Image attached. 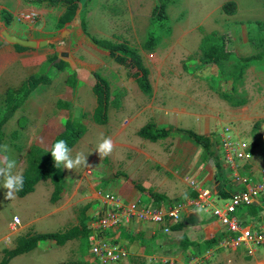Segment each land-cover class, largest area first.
I'll return each mask as SVG.
<instances>
[{
  "label": "crops",
  "instance_id": "1",
  "mask_svg": "<svg viewBox=\"0 0 264 264\" xmlns=\"http://www.w3.org/2000/svg\"><path fill=\"white\" fill-rule=\"evenodd\" d=\"M104 1L107 0L86 1V9L82 12L88 28L85 32L81 14L80 21L56 28L57 21L65 10L62 3L37 5L25 0H0V116L6 106L8 88L19 87L32 75L46 73L51 78V83L38 86L3 126L0 158L7 155L15 160L14 173L23 174L31 148L38 146L49 150L66 121L70 118L79 119L84 112L89 123L88 130L71 149V155L75 156L79 148L84 150L88 167L100 159L111 160L117 167L121 165L124 174L119 170L115 171L119 183L116 190L121 192L127 202L134 201L148 207L179 203L184 206L182 219L179 221L168 220L166 224L160 225L134 219L129 224L122 222L116 226L110 238L126 249L128 256L111 264H192L197 260L201 264H264V245L257 247L254 255H249L245 246L236 249L223 247L222 241L227 232L220 221L211 209L197 212L199 207L193 203L198 199L201 189H209L217 198V204L222 205L233 195L249 191L263 178L264 57L254 61L236 84L232 77L235 64L232 59L217 64H202L201 70H197L196 74L186 71L173 73L168 63L162 61L155 75L154 69L157 68H153L148 61L150 51L143 48L144 41L140 42L132 37L138 36L137 24L142 21L135 18L133 23L131 18L129 23L132 25V33L120 34L118 27L111 28L112 24L117 23V16L110 17L101 10V3ZM111 1L118 3L122 0ZM234 1L238 11L240 5L238 1ZM259 8L264 9V6ZM250 10L254 12L253 8ZM4 11L13 15L8 25L3 18ZM33 12L39 14L36 20L20 19L22 13ZM261 19L258 21L264 22V16ZM108 30H111V34ZM4 31L38 43L46 40L48 44L21 51L17 49L18 44L5 39ZM232 35L230 47H233L234 53L239 57L260 52L261 49L250 36H262L264 31L257 27L251 28L244 42L250 52L245 53L243 49L236 47V38L233 33ZM118 36L139 50L150 69L153 88L151 95L142 91L140 93L136 82L125 78L124 67L110 56L108 49L93 39L116 41ZM182 39L181 36L177 44L168 42L166 46L169 48L163 51V55L170 57L179 53L178 50L182 49L184 43ZM66 46L70 54L69 61L62 60L65 65L59 69L55 64L59 63V55ZM158 49H161L159 44L154 51ZM55 54L57 59L49 62V58ZM225 63H228V70L222 68ZM73 72L77 73L76 87L66 82ZM94 72H100L106 77L112 90L120 88L119 84L126 87L121 107L109 108V120L106 124L95 123L93 119L97 106L93 93ZM62 102H67L70 106L59 107ZM238 102L244 103L236 106ZM20 119L26 120L24 128L19 127ZM150 122L159 128L171 129L170 135L157 141L141 137L139 130ZM228 128L235 140L247 143L251 159L241 160L234 156L229 158L224 142V133ZM16 130L18 136L13 137L12 133ZM183 130L210 137V149L207 151ZM106 138H111L114 149L110 155L100 157L96 150ZM4 145L8 146L7 153L2 152ZM80 167L83 172L87 170L83 165ZM64 172L65 189L57 202L51 201L54 191L51 180L40 181L34 192L25 197L15 195L12 200L5 199L0 190V211L12 208L20 211L14 215L12 224L5 232L0 230V263L3 250L13 249L19 236L39 232L37 226L64 227L66 216L72 210L71 199L63 200L71 187L70 173L65 168ZM120 176L126 179L123 184H120ZM1 182L3 184L2 179ZM136 184L143 186L144 190H139ZM41 185L43 187L40 189ZM155 193L163 197L153 198ZM45 195L49 197V203L44 201ZM100 200L103 205L102 195ZM86 215L88 216L87 213ZM236 216L244 226L255 231L262 229L264 197L255 198L252 204L240 205ZM16 217L19 218V224L15 222ZM93 223L88 217L90 231L81 238L80 241H84L78 253L74 249L75 240L64 245L44 240L32 251L13 258L9 264H62L61 257L67 253H70L68 258H71V264H101L92 253V247L87 244L89 234L93 233ZM166 227H170V232H165ZM48 232L61 231L46 230L39 233ZM1 242L6 244L1 245Z\"/></svg>",
  "mask_w": 264,
  "mask_h": 264
},
{
  "label": "trees",
  "instance_id": "2",
  "mask_svg": "<svg viewBox=\"0 0 264 264\" xmlns=\"http://www.w3.org/2000/svg\"><path fill=\"white\" fill-rule=\"evenodd\" d=\"M29 4L42 5L48 3L50 5H57L62 3L65 7L63 14L59 17L56 28L60 29L66 24L73 22L77 14H81L82 25L85 32L88 31L87 22L82 12L86 9L87 0H25ZM166 1V0H165ZM170 0H167L169 2ZM162 5H157L154 13L153 22H159L160 28H166L168 14L166 12V2ZM223 11L229 15L234 14L237 11V3L234 0L227 1L223 5ZM3 18L5 23L10 24L13 19V15L9 11L3 12ZM257 28L264 31V22L258 21L256 23ZM172 30L169 31V34ZM250 38L256 43L257 47L261 50L258 54L239 57L234 53L233 48L230 44L233 42V35L231 32L219 34L216 31L206 34L200 45L201 50V61L202 64L206 63H220L223 60H234V72L233 76L235 84L240 81L254 61L264 57V35L253 36ZM96 43L103 46L110 51V56L126 70V77L135 81L142 92L145 94H152L153 88L150 79V69L145 64L142 55L139 50L132 47L127 41L122 40L118 36V40H99L93 38ZM159 41L153 35H150L148 40L143 44V48L147 51L153 52ZM18 50H27V47L18 45ZM57 59V55H53L49 58V62H53ZM65 62L61 61L56 63L55 66L59 69L63 67ZM95 84L93 86V93L96 97L97 106L94 111L93 119L95 123L106 124L109 120L108 110L110 107L120 108L122 105L123 97L126 92L122 89L112 90L111 85L106 77L100 72H94ZM228 81V79H226ZM72 87L77 86V73L73 72L67 77L66 81ZM51 83V78L46 74L32 75L26 78L22 84L17 88H8L6 92V106L2 115L0 116V139L4 136L3 126L5 123L13 117L15 112L23 106V104L30 97L32 92L41 84ZM225 96V95H224ZM244 102H238L235 105L243 104ZM69 107L70 104L67 102L59 103V107ZM86 113L81 114V118L73 119L70 118L66 121L63 130L56 136L53 144L58 140H65L70 149L83 138L88 130V121L85 119ZM26 120H19V127L24 128ZM184 133L191 136L195 141L202 145L207 151L210 149L211 139L208 136L200 135L191 130H183ZM171 129L159 128L154 123L150 122L144 125L138 132V134L151 141H157L161 138H166L170 135ZM13 137L18 136V130L12 133ZM53 146V145H52ZM51 149L45 150L38 146H33L28 154L27 168L24 171V187L23 190L16 193L18 197H25L28 194L35 191L37 184L42 180H51L54 185V191L51 196L52 202H57L61 199L65 187V172L64 166L61 165L59 168L55 166L54 160L51 156ZM124 174V173H123ZM139 190H144V187L136 184ZM152 194V193H151ZM153 198L163 197L158 194H153ZM161 206V205H159ZM254 206V205H252ZM88 216L86 211L83 210L80 215V223L69 228L63 232H29L25 235L18 237L16 246L13 249H4L3 258L0 264H9V262L18 255L28 253L35 249L40 241L53 240L57 245H64L70 240H77L86 236L90 229L87 224ZM177 228V227H174Z\"/></svg>",
  "mask_w": 264,
  "mask_h": 264
},
{
  "label": "rangeland",
  "instance_id": "3",
  "mask_svg": "<svg viewBox=\"0 0 264 264\" xmlns=\"http://www.w3.org/2000/svg\"><path fill=\"white\" fill-rule=\"evenodd\" d=\"M227 1L230 0H170L169 2H167V0H122L118 3L107 0L101 3V10L110 17L117 16V23L112 24L111 28L118 27L120 34H131L132 25L129 23L130 19L133 18L134 23L135 18H139L142 22L137 24L136 33H138V36L136 35L135 37L133 35L132 37H134V40L138 39L140 42H145L150 35H153V37L159 41L161 49L152 53H150L151 51L148 52V61L153 68H157L154 69L155 75L162 61L168 63L173 73L186 71L196 74V71L202 68L200 42L206 34L212 31L216 30L219 34H224L228 31L231 32V34L233 33L236 38V47L243 49L244 53L250 52V48H248L244 42L251 28H256L257 21L262 20L261 17L264 16V9L259 8L264 6V0H236L240 7L237 12L231 15L225 13L222 9ZM163 2L167 4L166 12L169 19L166 28H160L158 25L159 22L158 24L153 22L154 11L157 5L160 6L164 4ZM251 8L254 9V12L250 10ZM92 12L94 11L92 10ZM170 30H172V34H169ZM108 33L111 34V30H108ZM181 36L183 37L182 41L184 43L182 49L178 50L179 53H175L170 57L163 55V51L165 52L169 48L166 46L167 43L177 44ZM231 48L233 47L231 46ZM246 48L248 49L246 50ZM222 65L224 70H228V63ZM118 87L122 88V90L126 88L120 84ZM136 87L139 89L138 86ZM139 92L142 93L140 89ZM78 153L84 154V150L78 148L75 156ZM75 156L72 155L73 158H75ZM85 169H83L85 170L84 172L81 171V167L72 170L66 169L71 176V187L68 192H66L63 200L71 199L70 204H72V210L66 216L64 227L37 226L36 228L39 232H46V230L66 231L80 223V215L83 210L86 211L89 219L95 221L106 211L104 202L102 205L100 200L101 195L103 196L105 193L111 192L112 194L121 196V192L116 190L119 183L116 179L117 177H115V171L119 170V172L123 173L121 165L117 167L115 162L111 160L102 161L100 159L99 162L96 161ZM120 177L122 179V183L120 182V184H123L126 179H124L123 176ZM2 185L1 182L0 190L2 194L5 195L7 189L3 188ZM42 187L43 185L39 188L41 189ZM72 194H74V196ZM43 198L46 203H49V197L45 195ZM121 198L124 199L123 196H121ZM40 199H42V197H40ZM17 211H19L17 208H12V210H6L5 212L2 210L0 211V213H2L0 215V230L6 231L12 224L13 217L17 214ZM90 237H92V233L89 234V240L87 242V244L92 247L93 243ZM80 240L81 238L74 241L75 252L81 251L82 249L84 240ZM5 241L8 242L7 239ZM6 242H1V245H5ZM86 249L88 250V247ZM69 254L70 253H67L65 256L61 257L62 264H71V258H68ZM80 256H82L81 252ZM79 258L81 259L82 257ZM77 264L83 263L78 262Z\"/></svg>",
  "mask_w": 264,
  "mask_h": 264
},
{
  "label": "built area",
  "instance_id": "4",
  "mask_svg": "<svg viewBox=\"0 0 264 264\" xmlns=\"http://www.w3.org/2000/svg\"><path fill=\"white\" fill-rule=\"evenodd\" d=\"M39 17L37 13H22L20 19L34 21ZM224 142L229 158L234 156L241 160H249L252 154L248 151L247 143L237 141L233 138L230 128L224 133ZM106 211L100 215L92 225V253L99 259L101 264H111L124 260L128 256V251L115 243L110 238L112 230L124 222L131 223L134 219L155 224H166L168 220L179 221L182 219L183 204L161 205V206H141L137 202H127L120 196L106 193L103 195ZM264 197V175L261 181L253 186L249 191H242L233 195L222 205L217 204V198L209 189H201L196 201H193L201 209H211L213 215L220 221L227 236L222 241L225 248L236 249L241 246L247 248L249 255H254L257 247L264 245V227L260 230H252L250 227L240 223L236 216L237 208L242 205L252 204L255 198ZM19 224V218H15ZM165 232H170V227L165 228ZM192 264H201L195 261Z\"/></svg>",
  "mask_w": 264,
  "mask_h": 264
},
{
  "label": "clouds",
  "instance_id": "5",
  "mask_svg": "<svg viewBox=\"0 0 264 264\" xmlns=\"http://www.w3.org/2000/svg\"><path fill=\"white\" fill-rule=\"evenodd\" d=\"M114 144L111 138L103 139L99 144L96 151H98L100 157H106L112 153ZM8 146L4 145L2 148L3 153H7ZM51 156L54 160L55 166L59 168L61 165L65 169L72 170L78 168L81 165L88 167L87 157L82 153H78L75 158L71 155V149L69 148L65 140L56 141L51 149ZM16 161L10 159L7 155H3L0 158V179L3 181L2 187L7 189L5 199L12 200L15 198L16 193L23 190L24 178L23 175L15 172ZM197 212H202L203 209H197ZM93 235V233H92Z\"/></svg>",
  "mask_w": 264,
  "mask_h": 264
},
{
  "label": "water",
  "instance_id": "6",
  "mask_svg": "<svg viewBox=\"0 0 264 264\" xmlns=\"http://www.w3.org/2000/svg\"><path fill=\"white\" fill-rule=\"evenodd\" d=\"M80 21V15L77 14L75 20L73 22ZM5 39L9 42L21 45L23 47L27 48H36L38 45L40 46H46L48 42L46 40L38 43L37 41L29 40V39H21L17 36L10 35L7 31H4ZM62 41L67 43V40L65 38H62ZM68 46H66L65 50L59 55L58 62L64 60V61H69L68 58L70 56L68 52Z\"/></svg>",
  "mask_w": 264,
  "mask_h": 264
}]
</instances>
